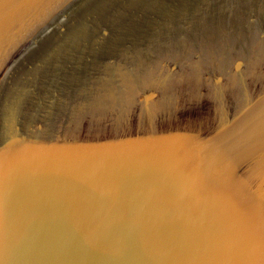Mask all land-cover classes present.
Instances as JSON below:
<instances>
[{"label":"water","instance_id":"1","mask_svg":"<svg viewBox=\"0 0 264 264\" xmlns=\"http://www.w3.org/2000/svg\"><path fill=\"white\" fill-rule=\"evenodd\" d=\"M0 264H264V0H0Z\"/></svg>","mask_w":264,"mask_h":264}]
</instances>
